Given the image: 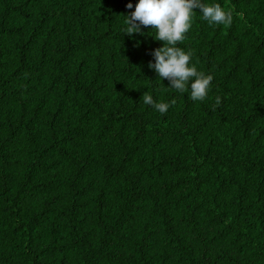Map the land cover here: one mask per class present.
<instances>
[{
	"label": "trees",
	"instance_id": "trees-1",
	"mask_svg": "<svg viewBox=\"0 0 264 264\" xmlns=\"http://www.w3.org/2000/svg\"><path fill=\"white\" fill-rule=\"evenodd\" d=\"M138 2L0 0V264H264V0L195 12L203 101L124 33Z\"/></svg>",
	"mask_w": 264,
	"mask_h": 264
},
{
	"label": "clouds",
	"instance_id": "clouds-1",
	"mask_svg": "<svg viewBox=\"0 0 264 264\" xmlns=\"http://www.w3.org/2000/svg\"><path fill=\"white\" fill-rule=\"evenodd\" d=\"M127 8L132 9L133 4L128 3ZM197 10L210 25H231L233 22L232 12L226 11L219 3L206 4L203 0H139L135 11L125 15L126 28L123 31L132 36L135 33L143 35V28L151 27L155 30L154 38L162 41L164 46L151 53L154 62L150 61L148 67L158 74L159 79H167L170 82L169 88L184 93L189 91L190 85V99L203 101L208 96L214 77L198 71L191 64L192 52H186L177 46L185 40L192 28ZM142 100L162 115L170 107L166 102L157 103L149 91L143 94ZM221 103V98L216 97L215 106L218 107ZM175 104L176 100L172 99L171 105Z\"/></svg>",
	"mask_w": 264,
	"mask_h": 264
}]
</instances>
